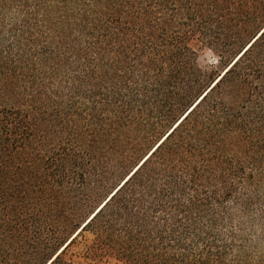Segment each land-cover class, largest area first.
Instances as JSON below:
<instances>
[{
	"label": "trees",
	"instance_id": "1",
	"mask_svg": "<svg viewBox=\"0 0 264 264\" xmlns=\"http://www.w3.org/2000/svg\"><path fill=\"white\" fill-rule=\"evenodd\" d=\"M83 232L86 264H264V0H0V264Z\"/></svg>",
	"mask_w": 264,
	"mask_h": 264
},
{
	"label": "rangeland",
	"instance_id": "2",
	"mask_svg": "<svg viewBox=\"0 0 264 264\" xmlns=\"http://www.w3.org/2000/svg\"><path fill=\"white\" fill-rule=\"evenodd\" d=\"M198 65L205 70L208 69H215L218 66H220L219 59L214 56L209 51H203L198 53L197 58ZM92 237L89 233L83 232L80 233L75 241L74 244L71 246L70 250L65 253L63 256V260L65 262H71L75 264H86L87 260L84 258V251L91 243ZM105 264H121L119 262H116L114 260H110Z\"/></svg>",
	"mask_w": 264,
	"mask_h": 264
}]
</instances>
